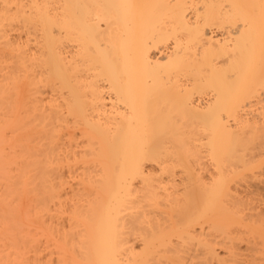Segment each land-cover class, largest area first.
I'll use <instances>...</instances> for the list:
<instances>
[{"label":"bare ground","instance_id":"bare-ground-1","mask_svg":"<svg viewBox=\"0 0 264 264\" xmlns=\"http://www.w3.org/2000/svg\"><path fill=\"white\" fill-rule=\"evenodd\" d=\"M263 90L264 0H0V264L264 262Z\"/></svg>","mask_w":264,"mask_h":264},{"label":"rangeland","instance_id":"rangeland-1","mask_svg":"<svg viewBox=\"0 0 264 264\" xmlns=\"http://www.w3.org/2000/svg\"><path fill=\"white\" fill-rule=\"evenodd\" d=\"M263 91H264V90H263ZM208 94H209V93H207V91L204 92V95H206L207 97L202 95V96H201V100L204 101V100H205V97L207 98L206 100H208ZM262 94H263V95H262ZM258 96H259V97H258ZM258 96H256L257 99L259 98L258 100H257V99H252V100L255 102V103L253 102L254 105H253V103L250 104L251 106H252V105L255 106V105H257V104L259 105V106L257 105V107L255 106L256 108L254 107V108H255V109H253V110H254V113H256V111H259L258 107H261V108L264 107V92L260 91V94H259ZM202 98H203L204 100H203ZM257 101H258L259 103H257ZM256 103H257V104H256ZM261 108H260V110H262ZM256 109H257V110H256ZM263 110H264V108H263ZM263 110H262V112H263ZM249 111L251 112L250 108H249ZM254 113H253V111H252V114H254ZM257 113H258V112H257ZM258 114H259V113H258ZM258 114H256V115H258ZM262 114L264 115V113H262ZM260 115H261V111H260L259 116H260ZM263 115H262V116H263ZM263 117H264V116H263ZM8 135H9V134H8ZM8 135H7V136H8ZM10 135H11V134H10ZM9 137H11V136H9ZM11 138H12V137H11ZM8 140H10V138H9ZM257 145H258L257 147H259V150H257L258 148L256 149V151H255V152H256V153H255V154H256L255 157H256V158L259 157V156H260V155H259L260 153L263 154V155H261V156H260L259 158H257V159L254 158V162H253V163L256 162L255 160H257V162H259V166H260L261 163H262L261 167H262V170H263V169H264V168H263V167H264V164H263V162H264V150H263V149H264V141H262V144H261L263 147L260 146L258 143H257ZM8 146H9V145L6 146L7 149L5 148L4 155H7L8 152H9L10 150H11V151L13 150V149H11V148L8 147ZM261 148H262V149H261ZM8 149H9V150H8ZM260 149H261L262 151H261ZM7 150H8V151H7ZM13 151H14V150H13ZM13 151H12V152H13ZM258 151H259V152L261 151V152L259 153ZM6 152H7V153H6ZM257 154H258V155H257ZM8 155H11V157H12V156L14 155V153L11 154V152H9ZM8 155H7V157H8ZM251 160H252V159H251ZM252 161H253V160H252ZM260 162H261V163H260ZM256 164H258V163H256ZM65 171H66V170H65ZM12 173H14V172H12ZM66 173H67V175H68V172H66ZM259 174H260V175H259ZM259 174H258L259 176L262 175V176H261V179H260V182H261V183H259V180H257V178H258V176H257V178H256L257 182H256V180H255V181L252 183V182L249 180V181L251 182V184H250V182H249V184H250V190H251V191H254V194H256V193L259 194L258 192H260L259 190L261 189V192H260V195H259V196H261L260 199L263 198V199H261V201H263V203L260 204V205H263L262 208H261V206H260V208H261V210H262V209L264 208V194H263V193H264V191H263V190H264V187H263L264 185L262 184V182L264 181V179H263V178H264V170H263V172L260 171ZM259 178H260V177H259ZM251 180H252V179H251ZM253 180H254V179H253ZM253 180H252V181H253ZM74 181H75V180H74ZM74 181H71V182L74 184ZM255 184H256L258 187H257ZM259 184H261V185H259ZM253 185H254V186H253ZM259 187H260V188H259ZM262 187H263V188H262ZM255 192H256V193H255ZM257 194H256V195H257ZM259 196H257V197L259 198ZM261 201H260V203H261ZM261 210H260V211H261ZM263 210H264V209H263ZM262 212H263V211H262ZM263 215H264V214H263ZM32 221H33V222L31 223L30 226L33 227V228H32L33 231L31 230V233H35V234H36V232L41 231L42 228H41V226H40L39 224H36V222H35L33 219H32ZM34 222H35V223H34ZM65 224H66V222H65ZM34 225H35V226H34ZM38 225H39V227H38ZM30 226H29V227H30ZM31 227H30V229H31ZM37 227H38V228H37ZM36 228H37V229H36ZM39 229H40V230H39ZM38 230H39V231H38ZM41 233H42V235H43V236L41 235L42 238H41V236H40V233H37V234H36L37 237H35V238H38V237L40 236V237H39V238H40L39 241H40V242L42 241V242H41V245L39 246L40 248L43 247V248H41V250H42V253H41L42 256L45 257V256L47 255V253L51 250V252H49V253H50L49 256H52V258H53L54 260L57 259V255H56L55 252H54L55 250L53 249V247H51V248L53 249V250H52V249L50 248V245H49L48 243H46V244L49 246L48 248H49L50 250H49V249H45V248L47 247V246L45 245V239H46V237H44L45 232L42 231ZM38 234H39V236H38ZM251 237H252V236H249V238H250V239H249V242H250L249 244H254V246H255L256 244H258V240H259V239L257 240V239H255L254 237H252V238H251ZM39 238H38V239H39ZM38 239H37V240H38ZM43 240H44V242H43ZM244 241H245V240H244ZM246 241H248V240H246ZM256 241H257V243H255ZM1 242H2V241H1ZM242 242H243V241H242ZM259 242H260V241H259ZM43 243H44L45 246L43 245ZM38 244H39V243H38ZM249 244L247 245L246 242H245L244 244H240V248H241V250H242V253H243V250L245 251L242 255L245 254L246 258H248V257L251 258L252 256H254L255 252L258 250V249L255 250V248H257V245H256V247H255L254 249L252 248L253 251H252V249L250 250L251 246H249ZM252 246H253V245H252ZM261 246H262V245H261ZM248 247H250V248H248ZM243 248H244V249H243ZM246 248H248V250H250V252H249L248 250H245ZM258 248H261V247H258ZM43 249H45V250H43ZM261 249H262V248H261ZM220 250H221L222 252H221ZM241 250H240V251H241ZM44 251H45V252H44ZM258 251L261 252L262 250H261V251L258 250ZM219 252H221V254L224 252V250H223L222 247H219ZM246 252H247V254H246ZM251 252H254V254L252 255ZM45 253H46V254H45ZM240 253H241V252H240ZM263 253H264V252H263ZM257 254H258V253L256 252V257H257V258L254 257V259H256L255 262H257L259 259L262 260V259H261L262 257H261V258H258V255H259L260 253H259L258 255H257ZM248 255H252V256H248ZM263 255H264V254H263ZM263 255H262V256H263ZM259 256H260V255H259ZM252 258H253V257H252ZM252 258H251V259H252ZM263 258H264V257H263ZM257 259H258V260H257ZM247 260H249V258H248V259H245V263H249V261L246 262ZM252 262L255 263L254 261H252ZM261 262H263V260H262ZM261 262H259V263H260V264H264V262H263V263H261ZM253 263L250 262L249 264H253ZM255 264H257V263H255Z\"/></svg>","mask_w":264,"mask_h":264}]
</instances>
